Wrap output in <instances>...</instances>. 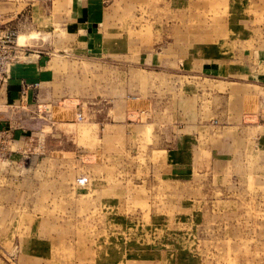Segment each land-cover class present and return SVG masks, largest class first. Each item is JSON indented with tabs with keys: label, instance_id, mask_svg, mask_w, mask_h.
I'll list each match as a JSON object with an SVG mask.
<instances>
[{
	"label": "rangeland",
	"instance_id": "1",
	"mask_svg": "<svg viewBox=\"0 0 264 264\" xmlns=\"http://www.w3.org/2000/svg\"><path fill=\"white\" fill-rule=\"evenodd\" d=\"M108 1L124 23L93 55L56 32L63 0L15 19L55 101L0 161V264H264V0ZM216 46L251 92L145 63L189 55L201 71Z\"/></svg>",
	"mask_w": 264,
	"mask_h": 264
},
{
	"label": "crops",
	"instance_id": "2",
	"mask_svg": "<svg viewBox=\"0 0 264 264\" xmlns=\"http://www.w3.org/2000/svg\"><path fill=\"white\" fill-rule=\"evenodd\" d=\"M47 1L48 0H0V6L8 5L6 9L11 11L8 13L9 15L14 16L11 18V20L14 19L15 21L14 26L17 24L15 19L18 17V25L23 29L27 25V22H24L23 19L25 17L28 18L30 15H32L33 19L35 10L38 12L37 17L42 15L45 19L51 18L52 14L50 13V8H46ZM63 1L67 4V13H65L64 16L63 13H59L60 16L58 19L62 21V26L67 29L57 23L56 32L63 35L67 30L68 33L66 34H69L73 41L70 44L71 50L74 51V53L75 51L77 52L75 55H81L83 52L88 55H93L97 54L100 48L114 47V43L112 44V42H109L105 44L104 40L106 38L110 39L113 36L112 32L116 28L115 26L124 23V18H120L121 13L115 5L109 4L108 0ZM30 6L32 7L30 8ZM33 6H38V8L36 7V9H33ZM1 9L3 10L5 8L0 7V10ZM62 38L63 37L59 35V40H57V42L59 41V47L62 45ZM27 43L21 46L23 48L21 50L22 57L12 66L10 78L0 85V104L8 111L7 113L2 112V114L8 118L7 124L14 134L15 146L27 144L29 135L33 136L31 132H25V130H23L25 128L21 127V124L24 122L26 123V121L29 123L31 118H33L35 114H38L40 102L43 105V109H41L46 110L48 116L51 118L53 112L50 111H53L55 101L54 95H51L52 93H50L47 88L44 87L43 90L44 79L46 78L43 65H45V59L47 58L43 57L44 53L42 52L31 54V50H25L28 46ZM216 47L218 49H215V51L212 50L211 53L216 54L217 57L219 56L220 62L214 60L212 63L203 66L199 69L201 71L203 69V72L194 68V62H196V60L193 56L189 57L188 53H191L190 51L187 52L188 58L183 60V64L181 63L182 65H179L177 60L178 57L176 58L170 55V53H159L156 57L153 56L146 60L145 63L147 62L146 64H148V66L152 65L157 67L160 71L157 75L162 78L168 75V73H171V75L169 74L167 77L175 75L173 66L177 64L179 67H183L185 73L189 75L199 72L203 76V80L221 83L222 86L223 84L226 86L227 83H231L239 86L238 88L242 91L251 92L253 90L252 88L257 86V84L253 82V77L250 76L244 79L243 72H246V69L242 65H227L225 62L230 61L233 63L234 61L230 59L226 52H222L219 50L218 46ZM204 56H206V54ZM61 57L62 55H56L59 61H61ZM210 58L213 57L211 56ZM57 59L56 61L58 62ZM140 60H142V58H140ZM191 60H193V62ZM201 60L204 61L203 58H201ZM257 80L258 78L256 77L255 81ZM24 83L32 86L26 102H22L21 99L22 86ZM221 84H219V86H221ZM43 91L46 92L45 96L47 98L43 95ZM0 123V126L4 128V123L1 121ZM14 156L19 155L16 154Z\"/></svg>",
	"mask_w": 264,
	"mask_h": 264
},
{
	"label": "built area",
	"instance_id": "3",
	"mask_svg": "<svg viewBox=\"0 0 264 264\" xmlns=\"http://www.w3.org/2000/svg\"><path fill=\"white\" fill-rule=\"evenodd\" d=\"M9 21H5L0 15V85L5 83L10 78L12 66L22 57L21 50L18 45L19 34L17 28L14 26V31L6 28ZM31 85L24 83L22 86V102H26ZM2 114V113H0ZM79 119H83L81 114ZM1 124V123H0ZM13 143V134L11 128L3 129L0 126V161L7 159L9 152L11 153V144ZM79 184H85L86 178H80Z\"/></svg>",
	"mask_w": 264,
	"mask_h": 264
},
{
	"label": "bare ground",
	"instance_id": "4",
	"mask_svg": "<svg viewBox=\"0 0 264 264\" xmlns=\"http://www.w3.org/2000/svg\"><path fill=\"white\" fill-rule=\"evenodd\" d=\"M18 40H19V39H18ZM83 178H85V177H83ZM79 179H80V178H79ZM79 179H78V180H79ZM86 182H87V181H86ZM78 184H79V183H78ZM80 185H81V184H80ZM82 185H85V184H82Z\"/></svg>",
	"mask_w": 264,
	"mask_h": 264
}]
</instances>
